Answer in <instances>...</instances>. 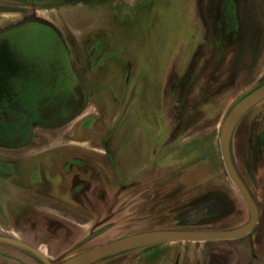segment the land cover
Instances as JSON below:
<instances>
[{
    "label": "rangeland",
    "instance_id": "rangeland-1",
    "mask_svg": "<svg viewBox=\"0 0 264 264\" xmlns=\"http://www.w3.org/2000/svg\"><path fill=\"white\" fill-rule=\"evenodd\" d=\"M32 16L67 38L88 101L69 125L37 130L31 147L0 148V237L64 264L131 235L249 222L219 139L232 109L264 86V0H0V30ZM95 33L109 48L89 66ZM48 34L29 38V50L50 56ZM230 153L260 211L249 235L150 245L92 264H264V101L238 123ZM10 251L30 264L0 242V253Z\"/></svg>",
    "mask_w": 264,
    "mask_h": 264
},
{
    "label": "flooded vegetation",
    "instance_id": "flooded-vegetation-1",
    "mask_svg": "<svg viewBox=\"0 0 264 264\" xmlns=\"http://www.w3.org/2000/svg\"><path fill=\"white\" fill-rule=\"evenodd\" d=\"M39 20L38 17H28L0 30V54H10L7 66L0 72L1 149L23 151L31 147L37 129L53 131L67 126L87 107L88 88L71 62L67 38L51 24L45 25ZM48 33L55 38L51 54L39 57L34 47L32 52L29 50V38L36 39V36H47ZM107 40L102 33L92 34L87 40L85 48L89 66L98 64L105 57L109 48ZM110 139L111 135L107 137L108 146ZM78 184L79 180H76L74 186ZM12 247L14 252H21L30 259V264H46L40 255ZM10 253H0V264H29ZM252 253L254 257L257 255L253 247Z\"/></svg>",
    "mask_w": 264,
    "mask_h": 264
},
{
    "label": "water",
    "instance_id": "water-1",
    "mask_svg": "<svg viewBox=\"0 0 264 264\" xmlns=\"http://www.w3.org/2000/svg\"><path fill=\"white\" fill-rule=\"evenodd\" d=\"M10 54L6 52L5 54H0V72L3 68L7 66V58ZM10 64V63H9ZM12 64V63H11ZM10 64V65H11ZM264 101V86L259 87L250 96L242 99L239 104H237L230 114H228L226 120L222 125V130L220 131V152L224 163L225 171L233 183L234 187L239 191L241 197L245 201L249 213V222L231 231H196V232H186V231H158L149 232L140 235H131L120 240H115L109 244L101 247H96L92 250L86 251L82 254H78L72 259L68 260L64 264H92L95 261H99L111 255H116L118 253L128 251L130 249H137L146 246H155L164 243H207L214 241H229L234 239H240L249 235L255 228L258 220L260 219V211L258 209L257 202L253 196L248 191L245 183L242 181L238 172L235 169V164L232 160L230 149H231V138L235 131L238 123L243 119V117L248 114L257 104ZM0 242L8 243L12 246L25 247L32 253L38 254L35 251L30 250L27 246L20 244L16 240H10V238L0 237ZM39 255V254H38ZM41 256V255H40ZM43 260L45 258L43 257ZM46 264H50L45 260Z\"/></svg>",
    "mask_w": 264,
    "mask_h": 264
},
{
    "label": "crops",
    "instance_id": "crops-1",
    "mask_svg": "<svg viewBox=\"0 0 264 264\" xmlns=\"http://www.w3.org/2000/svg\"><path fill=\"white\" fill-rule=\"evenodd\" d=\"M43 19H40L39 21L42 23L43 22V24H45V25H50L51 23H49L48 21H42ZM53 26V25H52ZM54 28H56L61 34H62V32L57 28V27H55V26H53ZM68 50L70 51V49H69V47H68ZM70 59H71V62H73V65H74V68L76 69V71L78 72V67H77V65H76V61H75V55L73 54V52L72 51H70ZM78 74H80L79 72H78ZM258 105V104H257ZM256 105V106H257ZM86 110V109H85ZM85 110H83L79 115H81ZM244 118V117H243ZM37 130H40V129H37ZM36 130V131H37ZM104 149V148H103ZM104 151L106 152V150L104 149ZM211 264H224L223 262H221V260L220 259H215V260H213V261H211ZM251 264H255V263H251Z\"/></svg>",
    "mask_w": 264,
    "mask_h": 264
}]
</instances>
